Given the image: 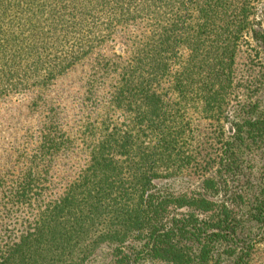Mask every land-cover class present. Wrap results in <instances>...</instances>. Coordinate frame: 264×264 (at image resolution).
Wrapping results in <instances>:
<instances>
[{
    "label": "trees",
    "instance_id": "16d2710c",
    "mask_svg": "<svg viewBox=\"0 0 264 264\" xmlns=\"http://www.w3.org/2000/svg\"><path fill=\"white\" fill-rule=\"evenodd\" d=\"M255 1L0 0V30L5 25L0 55L12 62L23 53L36 68L57 66L41 57L43 50L56 49L60 37L67 39L82 25L104 19L109 27L128 22L139 26L137 36L146 42L136 48L117 94L141 98L148 110V127L142 126L143 115L134 119L133 128L142 129L144 136L142 131L118 141L110 136L92 148L73 180L54 197L51 163L66 141L44 137L35 169L26 171L21 182L0 183L5 206L27 212L19 234L9 240L10 246L4 245L0 264H83L103 244L117 246L113 252L122 251L119 260L114 254L116 260L108 264H129L124 246L133 237L161 262L205 264L209 241L204 239L194 254L180 239L191 233L180 235L185 227L170 218V211L191 208L208 213L212 202L202 196L159 198L150 190L161 172L188 159L180 157L178 128L170 126L175 120L179 123L180 103L195 98L213 110L222 103L227 92L225 69L236 60ZM258 37L264 42V30ZM171 65L182 70L172 76L166 90L170 94L164 97L177 100L172 103L177 109L174 115L166 109L160 114L159 97L150 88L154 83L160 86L162 69ZM194 80L207 83L198 88Z\"/></svg>",
    "mask_w": 264,
    "mask_h": 264
},
{
    "label": "rangeland",
    "instance_id": "374dc122",
    "mask_svg": "<svg viewBox=\"0 0 264 264\" xmlns=\"http://www.w3.org/2000/svg\"><path fill=\"white\" fill-rule=\"evenodd\" d=\"M104 22L82 25L67 39L60 37L56 49L43 50L41 57L57 66L36 68L23 53L12 62L0 55V183L23 181L24 173L40 163L44 137L51 136L57 143L66 141L51 163L54 197L73 180L85 153L110 136L118 141L140 133L133 128L137 115L148 127L141 98L117 94L136 48L146 40L137 36L140 27L133 22L110 27ZM4 30L2 25L1 39ZM263 30L264 0H257L236 60L225 69L222 103L214 110L195 98L180 103L179 123L170 126L178 128L177 148L188 159L161 172L150 190L159 198L202 196L212 202L208 213L170 211V218L185 227L180 235L191 233L180 239L194 254L204 239L209 241L205 264H264V42L258 37ZM162 70V83L152 84L150 93L159 97L158 113L166 109L174 115L177 100L164 95L182 69ZM203 83L194 80L195 87ZM26 214L23 208L6 207L0 194V253L19 234ZM116 247L103 244L83 264H108L116 260L114 254L119 260L122 251L114 253ZM124 248L129 264H168L154 259L135 237Z\"/></svg>",
    "mask_w": 264,
    "mask_h": 264
}]
</instances>
